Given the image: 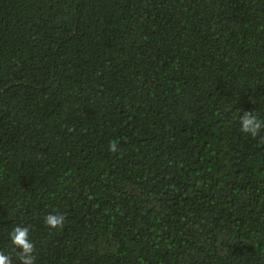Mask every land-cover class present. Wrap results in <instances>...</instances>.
Returning a JSON list of instances; mask_svg holds the SVG:
<instances>
[{
  "label": "trees",
  "instance_id": "1",
  "mask_svg": "<svg viewBox=\"0 0 264 264\" xmlns=\"http://www.w3.org/2000/svg\"><path fill=\"white\" fill-rule=\"evenodd\" d=\"M244 112L264 0H0V251L19 225L35 264H264Z\"/></svg>",
  "mask_w": 264,
  "mask_h": 264
},
{
  "label": "clouds",
  "instance_id": "2",
  "mask_svg": "<svg viewBox=\"0 0 264 264\" xmlns=\"http://www.w3.org/2000/svg\"><path fill=\"white\" fill-rule=\"evenodd\" d=\"M240 132L247 134L253 138L260 135L264 130V120L258 119L254 112H244L239 117ZM110 151L117 150L115 141L110 143ZM45 223L50 229H62L65 224V215L59 213L48 214L45 217ZM30 228L28 226H16L9 233V239L14 249L17 251V256L20 264H35L36 257L34 253V243L29 238ZM0 264H12V258L0 251Z\"/></svg>",
  "mask_w": 264,
  "mask_h": 264
}]
</instances>
